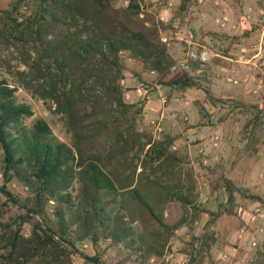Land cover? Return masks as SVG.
<instances>
[{
  "label": "trees",
  "instance_id": "16d2710c",
  "mask_svg": "<svg viewBox=\"0 0 264 264\" xmlns=\"http://www.w3.org/2000/svg\"><path fill=\"white\" fill-rule=\"evenodd\" d=\"M23 1L0 7V39L16 48L26 68L13 70L9 60L0 62L63 116L71 142L57 139L43 117L27 125L32 106L19 102L18 87L0 77V193L6 198H0V264H73L78 251L94 264H105L101 254L80 251L78 243L107 239L127 251V260L147 264L166 253L179 228L193 231L203 213L209 223L237 216L239 188L233 180L225 182L228 199L220 214L204 207L188 149H174V135L157 137L141 127L145 100H126L127 72L146 84V92L153 87L145 73L155 72L163 84L172 72L176 60L161 38L171 21L157 18L153 3L144 0H130L128 6L115 0H31L29 14L20 9ZM192 1L181 0L176 16L186 17ZM128 58L141 62L142 70L130 66ZM196 78L187 75L165 85L186 88L197 85ZM260 119L256 110L244 125L245 135L253 138ZM12 182L25 193L11 190ZM175 201L183 214L171 222L166 210ZM12 205L20 212L3 220ZM238 219L218 234L194 236L184 249L187 264H202L203 250L229 243L246 225V219ZM246 264H264V242Z\"/></svg>",
  "mask_w": 264,
  "mask_h": 264
},
{
  "label": "rangeland",
  "instance_id": "374dc122",
  "mask_svg": "<svg viewBox=\"0 0 264 264\" xmlns=\"http://www.w3.org/2000/svg\"><path fill=\"white\" fill-rule=\"evenodd\" d=\"M15 1L16 0H0V7L4 9L9 8L10 5ZM144 1L146 5L153 3L151 8L153 12H158L157 18L159 11L165 9V6H167V3L161 5L159 0ZM221 1L223 2L219 5H216L214 4L213 0H203L202 4L199 3V0H193L191 5L195 6L198 10L201 9L202 11H205L207 16H203V18L193 16L189 19V21H187L185 17L183 18L180 16L179 20L181 23L187 22L192 24L203 40L210 34L217 32L213 30L215 27L213 20L218 15L227 14L228 8H230L232 13L235 12V19H238V21L243 15V9L245 5L244 3L241 4L240 0H220V2ZM255 1H262L264 3V0ZM20 9L23 13L29 14L34 9V4L31 2V0H24L20 5ZM177 11V4L172 10H169V14L172 15V19L175 17ZM207 18V21L202 22L203 19ZM225 33L226 35H222L220 38H217L220 42H216L214 44V50L220 54L224 53L226 48L233 47V49L236 50V47H238L236 46L234 40H230L228 38L232 37L230 36L232 34H229L228 32ZM200 43L204 45L206 44L205 41H201ZM175 47L177 46L175 45ZM231 52H234V50ZM231 52L229 55L234 56V54H231ZM17 56L18 54L16 48L13 45H11L10 48H7L6 41L4 39H0V58L4 61L9 60L13 70L26 68V66L19 61ZM213 62H215V60H213ZM6 67L7 65H5L3 61L0 62V77H5L9 80L11 85H16L18 87L16 92L17 100L19 102L29 103L34 110V115L26 119L27 125L32 126L37 118L43 117L50 124L53 134L57 139L70 143L71 134L68 133L66 129L63 116L53 112V110L49 108V103L37 96H33L30 91L21 86L16 78L8 72ZM194 67H200L199 69H201V71H195L193 69ZM260 67L264 71V65ZM218 71L219 69L214 66L212 68V65L209 68L204 65L198 66L191 63L189 69H181L177 73L171 72L164 80L166 83L174 79L187 80V75L194 77L197 76V85L188 86L186 88L183 87V84H179L178 88H176L175 85H165V83L161 84L158 77L154 78V76L147 75V77L150 78L149 81H151L150 84H152V87L160 90L159 94H157V98L162 101L163 107L161 108L159 122L164 127L166 126L165 121H167L171 127L175 122H177L178 125L175 126V128H177L175 130L173 129L174 126L171 128L167 125L166 128L160 133L156 132L154 126L152 124H147V122H145L142 117L140 120V125L143 128L151 130L157 137H163L166 135L165 133H168L167 135H177L176 133H180L182 135L180 132L181 128L183 129L187 125L194 126V129H191L193 134H189V136L186 137L187 143L181 139V141L176 139L175 144L177 147L182 146L188 149L189 158L187 160L194 168L200 190L198 202L214 213L220 214L223 210V207L227 204L228 199L227 189L224 188L226 180H233L234 185L239 188V191L235 192L239 204L247 206L249 205L247 193H254L256 190L254 188V181H257L259 172L264 170V95L261 97L263 103L262 108L252 110L249 109L248 111L246 110V113L244 112L242 116L239 114V123L236 124L237 116H230L227 127V137L222 139L219 146L214 145L212 147L208 144L205 145L203 141L211 135V132L214 130V128H216L217 123L220 124L221 122V116L219 112L214 111V113L210 111V100L208 97L209 93L206 89L211 88L210 91L213 97L216 99H221V102L231 101V98L227 97V95L223 96L225 92H221L222 86L224 84L217 80V78H219L216 77ZM176 96H179L181 100L177 101L175 99ZM188 98H190L189 100L192 101V105L194 107L191 108L190 119L186 120L184 119L182 111L183 108L180 105ZM221 102L217 103L221 105ZM227 103H229L230 106L234 105V103L236 105V102ZM256 110H258L261 114V119L255 127L254 136L252 138L245 135L244 125L253 116ZM232 111L233 110L230 112L232 113ZM174 113L178 115L177 118L172 117V114ZM213 114L215 116L211 117ZM211 121H217V123ZM229 135H232V137H229ZM201 148L205 152H201ZM1 181L2 174L0 172V183ZM9 187L16 193H25V187L19 185L16 182L10 183ZM77 189L78 184H75L73 188L74 194L77 193ZM0 198L2 201L6 199L1 193ZM18 212H20L18 207L16 205H12L5 213L3 220H7L11 215L16 216ZM182 214L183 207L179 202L175 201L168 205L166 210V218L169 221L173 222L177 220ZM237 214V216H233L232 218L228 216H219L214 220V222L209 223V215L203 213L201 218H199L194 223L193 231L187 226L179 228L171 239L169 243V249L166 251V253L160 259L156 260L153 258L154 260H151L147 264H187L190 260V255L185 252L184 249L187 248L188 244L193 241V237L208 235V233L212 231H215V234L224 231L228 227L229 222L232 221V224H234V222H238V216H240L239 208ZM25 232L28 233V228L25 229ZM257 233L258 236L256 235V239L258 244H260L264 242V230L260 229V231ZM234 237L235 236H232V238L229 240V243H227L228 247L237 245ZM238 237L239 236H237V238ZM196 245L200 246V241H197ZM227 245L222 243V241H219L212 244V246L209 247L207 251L203 250L201 253L204 257L202 264H221V253L227 249ZM249 245L251 246L250 243ZM78 247L80 251H83L89 255H94L95 253L101 254V260L105 261V264H135L132 260H127V251L124 248H120L118 245L112 244L110 239L100 240L98 244L92 243L90 240H85L81 243H78ZM256 247L251 246V249H245V253L241 254V264H246L251 259L256 251ZM171 253H176V255L172 256ZM183 253H185V255ZM200 255L198 258L201 257ZM232 257L233 256H231V258ZM72 261L73 264H94L93 261L86 260L83 256H81L79 251L73 253ZM193 264H198V261L194 262Z\"/></svg>",
  "mask_w": 264,
  "mask_h": 264
},
{
  "label": "crops",
  "instance_id": "0c3cea01",
  "mask_svg": "<svg viewBox=\"0 0 264 264\" xmlns=\"http://www.w3.org/2000/svg\"><path fill=\"white\" fill-rule=\"evenodd\" d=\"M155 1V0H153ZM181 0H168L167 6H165V9H162L159 11L158 18L163 22H170L172 27L168 30H164L162 32L161 38H167V46L169 52L172 54L174 59L177 61L182 57L183 54V46L181 44V41L179 39V35L182 30H184L186 27L194 28L192 24H189L187 22L181 23L179 20L180 16H176L172 19V15L169 14V10H172L174 6L177 4V7L179 6ZM214 4H220L223 1L220 2V0H213ZM218 1V3H216ZM241 4L244 3V9H243V15L240 17L241 19L238 21L236 20V14L235 12L232 13L230 8L227 10V14L225 15H218V16H226L228 18V24L225 27H221L219 24L215 22V19L213 20L214 29L217 31L214 34H210L209 36L205 37L203 40L199 36V39L203 42L205 41V45L209 46L213 53L212 57H210L209 62L204 64V66L209 67L212 65L214 67H217L219 71L216 74L217 80L221 81L224 85L222 86V91L225 92L223 96H226L231 98V101H223L221 99H216L213 97L211 93V88L206 89L207 92L210 93L209 100H210V111L216 112L218 111L221 118H220V124L217 123V121H211L216 122V128L211 132V135L207 137L203 142L204 144H208L210 146H214V139L216 135H219V143L217 146L220 145L222 139L224 137H227L228 134V123L230 116H237L236 117V124L239 123L240 117L246 113V110L249 109H259L262 108V95H264V71L261 69L260 66L264 65L261 63V60L258 58L256 52L252 48V44L255 42H259L264 47V3L261 1L256 2L255 0H240ZM199 3L202 4L203 0H199ZM215 5V6H216ZM192 11L195 12L194 15H192ZM229 14V15H228ZM231 15V16H230ZM247 15L248 19L246 21V24L244 26H237L236 28H233V24H240L241 20ZM193 16L203 18V16H207V13L205 11H202L201 9H196L195 6L190 5V10L188 15L185 17L187 21ZM207 19H203L202 22L207 21ZM195 29V28H194ZM196 30V29H195ZM197 32V31H196ZM225 32H228L229 34H232L228 37L230 40H234L236 43V50L233 49V47L226 48L224 53L220 54L219 52H216L214 50V44L216 42H220L217 38H220L222 35H226ZM225 37V36H224ZM200 41V42H201ZM175 45L177 47H175ZM234 50V52H231ZM234 54V56L229 55ZM244 55L242 57L241 55ZM215 60V62H213ZM129 65L137 69L138 71L142 70V65L140 63L133 62L130 58H128ZM200 67H194L193 69L198 72L201 71L199 69ZM178 71L174 72L177 73ZM154 76L156 77L155 72H151L150 74L145 73V77L147 80H150V78L147 77ZM151 82V81H150ZM123 84L128 87L127 91L125 92V97L128 102L135 103L141 100H145L144 109L142 113V119L147 122V124H151V121L153 119H157L160 121V112L161 108L163 107L162 101H160L157 94H159L158 89L152 88V90L146 92V84L143 82L138 81L136 77H134L130 72H127V77L123 80ZM235 98V99H234ZM188 98L186 101L181 103V107L183 108V115L184 119L189 120L190 114H191V108L194 106L192 105V101ZM217 102H221V105ZM227 102H236V105H231ZM223 106V107H222ZM236 107V108H234ZM231 110L232 113L230 112ZM242 110V111H239ZM214 112V113H215ZM177 114H172V117L177 118ZM215 115H211V117H214ZM160 123V122H159ZM161 124V123H160ZM165 125L170 126V124L165 121ZM177 122L172 124L173 129L175 126H177ZM163 130L166 128L163 125ZM171 127V128H172ZM194 126L187 125L183 129L181 128L180 133H176V138L178 140H183L187 143L186 137L189 136V134H193L191 129ZM177 131V130H176ZM205 136V135H204ZM201 136V137H204ZM229 137H232V135ZM180 140V141H181ZM174 147L176 148L177 145L174 144ZM201 152H205L201 148ZM260 173V172H259ZM207 184V183H205ZM254 188L256 189L254 191V194H258L262 197L263 200H253L249 199V205H240V207L244 208H252L256 205H259L261 207V214L259 215L258 220L253 225H247L244 228L242 227L239 231H235L232 234V236H235L236 246L228 247L226 246L228 251H230L233 254V257L231 259L230 263H221V264H241V254L245 253V249H251L249 243L251 244V241L253 238H256V235L258 236V231L260 229L264 230V178H260L258 174L257 181H254ZM239 207V208H240ZM207 214V213H206ZM246 219H248V215L246 214ZM246 231H242V229H245ZM254 231V232H251ZM235 234V235H234ZM231 236V238H232ZM237 236H239L237 238ZM176 255V253H174ZM185 255V253H183ZM247 256V254H246Z\"/></svg>",
  "mask_w": 264,
  "mask_h": 264
},
{
  "label": "built area",
  "instance_id": "2783aa9c",
  "mask_svg": "<svg viewBox=\"0 0 264 264\" xmlns=\"http://www.w3.org/2000/svg\"><path fill=\"white\" fill-rule=\"evenodd\" d=\"M117 3H121L124 6H128L130 3V0H115ZM218 3V1L216 2ZM192 15L195 14L194 11L191 13ZM249 17V16H248ZM247 15L241 20V23L238 24H233L232 27L236 28L237 26H244L246 24V21L248 19ZM215 22L219 24L221 27H225L228 24V18L226 16H217L215 18ZM179 39L181 41V44L183 46V55L180 59H178L172 66H171V71L176 72L179 70L183 69H189L191 63H200L201 65L206 64L209 62L210 57L213 53L212 49L209 46H206L204 44L200 43V39L198 37V34L194 28H189L186 27L184 30L181 31L179 35ZM164 42H168L167 38H162ZM252 48L257 51L256 54L258 58L261 60V63L264 64V47L261 43L255 42L252 44ZM244 57V55H241ZM175 99L177 101L181 100L179 96H176ZM151 124L154 126L156 132H162L163 127L159 123L157 119H153L151 121ZM219 135L215 136L214 139V145L217 146L219 143ZM174 147V146H173ZM175 148V147H174ZM260 178H264V170L260 171L259 173ZM239 214L242 219H246V214L248 215V219H246V225H253L256 223V221L259 218V215L261 214V207L259 205H256L252 208H244L240 207L239 208ZM243 226V228L245 227ZM242 231H246L245 229H242ZM252 247H256L258 245V241L256 238H253L251 241ZM172 256H174V253H171ZM231 256L233 254L225 250L221 253V261L223 263H230L231 262ZM154 260V259H152Z\"/></svg>",
  "mask_w": 264,
  "mask_h": 264
}]
</instances>
